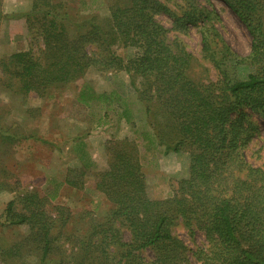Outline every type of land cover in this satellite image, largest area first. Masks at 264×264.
I'll list each match as a JSON object with an SVG mask.
<instances>
[{"label":"trees","instance_id":"trees-1","mask_svg":"<svg viewBox=\"0 0 264 264\" xmlns=\"http://www.w3.org/2000/svg\"><path fill=\"white\" fill-rule=\"evenodd\" d=\"M222 1L238 13L252 37L245 57L225 43L214 45L220 35L211 23L219 16L217 9L191 5L180 15L162 0H113L106 20L94 14L76 19L63 0H32L29 10L10 13L0 0V21L24 17L44 45L41 55L29 49L1 63L21 92L44 95L78 80L91 65L118 66L145 104L156 143L165 153L189 155V174L175 193L152 198L137 140H110L108 167L95 174V188L111 203L107 214L77 229L83 234L73 236L75 249L65 253L56 250L61 246L53 229L70 212L54 216L40 193H19L0 214V226L25 225L29 233L0 251V264H20L30 246L38 252L37 264H192L191 256L199 264H264V167L248 162L245 153L260 133L246 110L264 121V0ZM160 12L171 19L170 28L157 20ZM193 27L217 70L214 80L198 75L197 57L180 36L170 39L171 31L187 34ZM115 45L135 52L125 60L113 53ZM249 63L253 69L239 75V66ZM128 108H123L126 121ZM64 182L83 186L79 177L67 175ZM177 226L190 236L202 232L205 245L190 249L176 234Z\"/></svg>","mask_w":264,"mask_h":264},{"label":"rangeland","instance_id":"rangeland-1","mask_svg":"<svg viewBox=\"0 0 264 264\" xmlns=\"http://www.w3.org/2000/svg\"><path fill=\"white\" fill-rule=\"evenodd\" d=\"M63 1L76 19L94 14L102 20L109 17L108 8L113 2ZM162 1L180 15L191 5L202 11L217 9L219 16L211 22L220 33L214 43L216 48L225 43L239 57L250 53L252 37L238 13L224 1L190 0V4L188 0ZM31 4L32 0H2V8L7 13L25 12ZM156 18L165 27H171L166 13L160 12ZM176 35L197 57L195 71L198 75L205 81L216 79L217 70L203 53L199 29L193 27L187 34L171 31L170 39ZM43 47L40 35L27 28L24 17L0 21V214L8 201L19 193H40L52 215L59 217L61 211L70 212L64 224L60 221L53 233L57 236L56 245L61 246L56 250L72 253L76 246L73 236L83 234L76 230L85 229L92 218H102L111 207L105 195L95 188V174L108 167L110 140L124 137L137 140L147 193L152 198H165L175 193L179 181L189 174V155L186 152L165 153L164 146L156 143L145 104L130 85L129 75L118 66L91 65L78 80L54 86L44 95L21 92L18 80L10 76L1 63L13 53L29 49L36 56L41 55ZM94 47L90 46L89 51ZM112 51L125 60L135 52L123 45L113 46ZM252 69L250 63L242 64L238 74L246 75ZM126 104L131 111L130 121L123 116ZM246 116L260 128L259 135L245 149L246 158L251 164L264 167V121L249 109ZM67 175L79 177L83 186L65 183ZM175 231L192 250L206 243L200 231L194 236L182 226H177ZM28 233L25 225L0 226V251ZM124 236L128 238L129 233L125 232ZM30 247L21 253L20 264H37L38 252L29 250ZM146 255L151 257L152 253L146 252ZM191 261L199 264L193 256Z\"/></svg>","mask_w":264,"mask_h":264}]
</instances>
